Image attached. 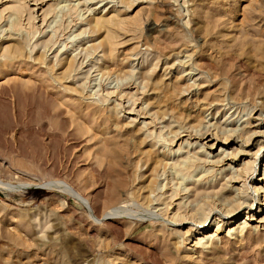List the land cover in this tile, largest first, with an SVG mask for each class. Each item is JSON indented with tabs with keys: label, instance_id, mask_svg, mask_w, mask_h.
<instances>
[{
	"label": "rangeland",
	"instance_id": "1",
	"mask_svg": "<svg viewBox=\"0 0 264 264\" xmlns=\"http://www.w3.org/2000/svg\"><path fill=\"white\" fill-rule=\"evenodd\" d=\"M263 172L264 0H0V264H264Z\"/></svg>",
	"mask_w": 264,
	"mask_h": 264
},
{
	"label": "bare ground",
	"instance_id": "2",
	"mask_svg": "<svg viewBox=\"0 0 264 264\" xmlns=\"http://www.w3.org/2000/svg\"><path fill=\"white\" fill-rule=\"evenodd\" d=\"M99 19H101V18H99ZM101 20H99V21H97L96 20V23L98 24V22H100ZM95 23V24H96ZM262 122V121H261ZM229 127V126H228ZM220 129V128H219ZM245 129H246V127H240L239 128V125H236L235 127H232V128H226L225 126H224V128H221L219 131L221 132V133H230V134H235V133H237L238 131H240V133H242V131L244 132V134H251V133H248V131L246 130L245 131ZM198 130V129H197ZM250 132V131H249ZM176 134H177V132H176ZM198 134L199 135H201V137H203L204 136V133H202V132H198ZM252 135V134H251ZM250 135V136H251ZM237 136H239V135H237ZM240 136H241V134H240ZM239 136V137H240ZM248 136L249 135H247L246 136V138H248ZM228 137V134H227V136H225V138L224 139H226ZM242 138V137H241ZM200 148L201 149H204L203 148V144L202 145H200ZM141 150V149H140ZM139 150V151H140ZM238 150V149H237ZM239 151H237L236 153H238ZM194 153V152H193ZM195 154V153H194ZM224 155H226L225 153L223 154V156H221V157H217V159L216 160H210L207 156L206 157H202V158H198V157H196V156H186L185 158H183L182 160H180V164L178 165L181 169H186V170H189V169H191L192 167H194L195 169L197 168L198 169V162L199 161H202V162H204V163H211V164H214L215 162H221V161H223L222 159L224 158ZM202 159V160H201ZM198 161V162H197ZM155 162V161H154ZM153 163V162H152ZM254 164V163H253ZM203 165V164H202ZM149 168V167H148ZM173 169V168H172ZM180 169V170H181ZM209 168H207V169H203L202 171L200 170V172L202 173V172H204V173H207V172H209V170H208ZM250 170V172L251 173H253V172H255L254 170H255V165H253V166H251V167H249L248 168V171ZM196 171V170H195ZM195 171H193V173L195 172ZM192 173V171H190V172H188V174H183L182 176H181V181L183 182V181H185V180H187V179H189V178H194L195 177V175L196 174H193ZM203 174V173H202ZM200 175V176H198V178H196L194 181H193V185H192V187L190 188V191H192V193L194 194V195H197V194H199L202 190H204L202 187L204 186V184H210V186L212 187V188H214V184H215V181L216 180H214L213 181V179H212V177H210V178H206V180H202V178H200V177H203V175ZM234 176V175H233ZM197 177V176H196ZM149 178V177H148ZM259 180H261V181H263L264 180V172H263V177H260L259 178ZM182 182H180V184L182 183ZM47 184H49V185H51V186H56V187H60V186H57V185H55V184H53V183H47ZM50 186V187H51ZM225 187H227V186H225ZM145 188L149 191V192H151L152 191V186H151V180H149V182H148V184H147V182H146V186H145ZM260 188H263V187H254V192H256V193H258V191L260 190ZM72 189V188H71ZM73 190V189H72ZM182 190H186L187 192H188V188H185V186H183L182 187ZM74 191V190H73ZM262 191V193L264 194V189L263 190H261ZM227 192V191H226ZM75 195H76V197L78 198V200H80L82 203H85V204H88L87 202V200H86V198L85 197H83V196H81V195H79V193L77 192V193H75V192H73ZM141 193V192H140ZM142 194H144V192H142ZM150 194V193H149ZM220 194H222L221 196H222V200L223 201H225V203L227 202V203H229L228 201H235L236 202V198H235V195H234V197L233 196H223V195H225V192H221L220 191ZM74 195V196H75ZM140 195V194H139ZM218 195V194H217ZM144 196H146V195H144ZM264 196V195H263ZM255 198H259L258 196L257 197H255ZM217 199V198H216ZM263 200H264V198H263ZM219 201V200H218ZM223 201H222V203H223ZM147 202V201H146ZM226 203V204H227ZM237 203V202H236ZM230 204V203H229ZM238 205H239V203H237V205L236 206H233V207H229V209H227V211L228 212H233L234 211V209L236 208V207H238ZM197 210V209H196ZM244 227H245V225H242V224H239L238 225V227L236 228L237 230H238V232H242V230L244 229ZM232 230H234V228H232ZM201 239V238H200ZM201 242V241H200ZM199 243V242H198Z\"/></svg>",
	"mask_w": 264,
	"mask_h": 264
}]
</instances>
